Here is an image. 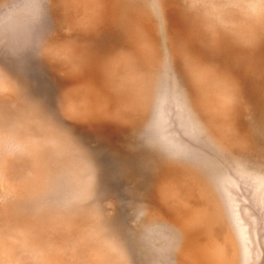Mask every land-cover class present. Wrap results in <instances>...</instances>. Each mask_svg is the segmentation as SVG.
I'll use <instances>...</instances> for the list:
<instances>
[{
	"label": "rangeland",
	"instance_id": "rangeland-1",
	"mask_svg": "<svg viewBox=\"0 0 264 264\" xmlns=\"http://www.w3.org/2000/svg\"><path fill=\"white\" fill-rule=\"evenodd\" d=\"M262 152L264 0H0V264H264Z\"/></svg>",
	"mask_w": 264,
	"mask_h": 264
},
{
	"label": "snow or ice",
	"instance_id": "snow-or-ice-1",
	"mask_svg": "<svg viewBox=\"0 0 264 264\" xmlns=\"http://www.w3.org/2000/svg\"><path fill=\"white\" fill-rule=\"evenodd\" d=\"M248 163L250 165L258 164L261 172H264V152L261 153L258 160L257 159H251L248 161ZM260 212H261V221H262V223H264V204L261 205Z\"/></svg>",
	"mask_w": 264,
	"mask_h": 264
}]
</instances>
